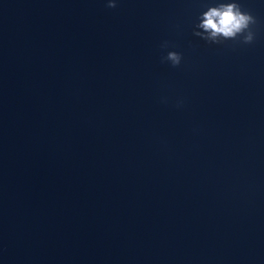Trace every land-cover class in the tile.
Returning <instances> with one entry per match:
<instances>
[{
    "label": "water",
    "instance_id": "1",
    "mask_svg": "<svg viewBox=\"0 0 264 264\" xmlns=\"http://www.w3.org/2000/svg\"><path fill=\"white\" fill-rule=\"evenodd\" d=\"M107 2L0 0V264H264V0Z\"/></svg>",
    "mask_w": 264,
    "mask_h": 264
},
{
    "label": "clouds",
    "instance_id": "2",
    "mask_svg": "<svg viewBox=\"0 0 264 264\" xmlns=\"http://www.w3.org/2000/svg\"><path fill=\"white\" fill-rule=\"evenodd\" d=\"M108 8L117 7L115 0H108ZM193 35L210 44H223L226 41H236L243 45H251L256 40L254 26L257 24L255 16L242 9L237 0L218 3L211 6L198 17ZM162 48H167L165 42ZM162 62L170 63L172 67H179L182 62L181 54L170 51L162 56ZM178 106H180L178 104Z\"/></svg>",
    "mask_w": 264,
    "mask_h": 264
}]
</instances>
